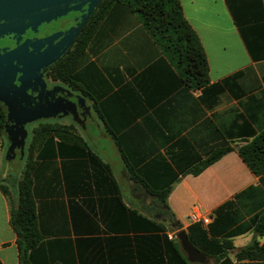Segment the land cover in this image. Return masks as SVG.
Segmentation results:
<instances>
[{"label":"crops","instance_id":"0c3cea01","mask_svg":"<svg viewBox=\"0 0 264 264\" xmlns=\"http://www.w3.org/2000/svg\"><path fill=\"white\" fill-rule=\"evenodd\" d=\"M178 1L206 61L202 86L185 53L159 48L121 6L86 48L75 87L55 81L46 90L40 76L42 99L30 96L38 103L29 98L26 110L48 115L26 123V157L37 123L71 126L80 141L48 139L34 152L33 197L43 237L30 253L33 262L168 264L163 238L174 241L179 231L187 235L199 225L206 240L231 241L234 263L242 248L235 242L253 234L264 212V177L250 172L236 148L264 130V0ZM9 144L0 146V159ZM222 145L232 151L196 176L187 173ZM23 170L10 180L7 196L0 191L1 264H19L9 218ZM148 189H170L168 212ZM195 209L201 220L193 223ZM128 210L164 230L153 231ZM200 253L204 264H216Z\"/></svg>","mask_w":264,"mask_h":264},{"label":"trees","instance_id":"16d2710c","mask_svg":"<svg viewBox=\"0 0 264 264\" xmlns=\"http://www.w3.org/2000/svg\"><path fill=\"white\" fill-rule=\"evenodd\" d=\"M118 6L126 8L137 16L150 38L159 48L172 53H185L191 60V71L196 76L198 86L207 82V65L203 52L194 32L183 18L178 0H100L80 28L70 48L49 66L46 71L48 78L54 82L66 84L70 88L75 87L73 86L75 71L85 56L86 48L103 25L105 17ZM5 125L6 111L0 103V146L5 141ZM53 138L68 142L71 138H75L80 141L74 133V129L68 125L50 122L37 123L30 132L27 157L25 154L24 158V170L15 185L16 202L10 210L9 218L10 227L16 236L19 264H37L32 261L30 253L41 243L43 235L39 228L33 197L32 174L36 166L33 155L42 143ZM231 151L232 148L229 146L217 147L207 155L204 161L192 167L187 173L196 176ZM236 152L253 175L264 177V130L250 141L238 146ZM103 167L108 170L107 165H103ZM0 191L7 196L6 186L0 185ZM169 191L170 189L165 192L148 189V194L153 196L158 204L168 212L166 198ZM224 208L216 210L215 217ZM122 210H124L123 207ZM127 212L129 216H134L137 220H142L151 226L153 231L164 230L162 225H156L134 211L128 210ZM176 228L179 229L180 226L176 224ZM186 232L191 245L214 259L216 264H264V242L260 243L259 241L264 238V212L258 216L253 225L254 239L250 244L236 251L233 256L234 263L228 257V250L233 249L228 238L208 241L206 240L207 233L199 225L189 226ZM208 233L213 232L210 229ZM163 241L168 264H188L176 238L174 241H169L167 237H164Z\"/></svg>","mask_w":264,"mask_h":264},{"label":"water","instance_id":"95a60500","mask_svg":"<svg viewBox=\"0 0 264 264\" xmlns=\"http://www.w3.org/2000/svg\"><path fill=\"white\" fill-rule=\"evenodd\" d=\"M63 0H0V39L9 36V33L15 32L26 21V15L35 13L53 4ZM100 0H87L88 9L85 15L82 16V20L73 28L68 29L62 33H55L43 39H35L33 41L24 40L22 44L21 36H14L15 45L17 46L13 50V57L15 55L24 63L23 85L20 88L9 87L8 82L10 77L8 71L2 67L0 62V101L4 97H11L13 103L18 111L12 112V118L7 119L5 131L10 141L12 151L14 148H19L23 145L24 130L23 125L30 121L39 119V117H46L47 112L40 113L37 107L33 109L25 110L23 103L25 101V90L31 89L33 86L38 85L40 81V75L38 71L44 67H47L57 61L60 56L71 45L80 28L93 12L94 8ZM51 14H54L53 11ZM18 37V38H15ZM38 43L37 48L32 44ZM32 48V52H29V48ZM7 51L4 49L0 53V58L4 57ZM10 53V52H9ZM26 56L28 61L26 62ZM27 75V76H26ZM9 79V80H8ZM26 84V86H25ZM26 94V105H29ZM35 100L41 101L40 93L37 92ZM24 122V124H22ZM9 123V125L7 124ZM14 147V148H13ZM176 238L179 241L181 250L186 255V259L191 264H204L206 258L200 252L193 248L190 244L186 233L182 230L176 234Z\"/></svg>","mask_w":264,"mask_h":264},{"label":"rangeland","instance_id":"374dc122","mask_svg":"<svg viewBox=\"0 0 264 264\" xmlns=\"http://www.w3.org/2000/svg\"><path fill=\"white\" fill-rule=\"evenodd\" d=\"M86 1L87 0H63V1L53 4V6H49L48 8H44L40 11H36L35 13L26 15V21L24 22V24L21 27H19L15 32L9 33V36H6L5 38L0 39V45H6L9 43V41H13L15 45V41L13 39H14V36H17V35L21 36V41L25 35H26V40L28 41L39 39L38 37L40 35L39 30L42 29V27H48L52 29L53 26L58 25L62 21L68 25V29L73 28L82 20V16L85 15V13L87 12L88 3H86ZM52 11L54 14H51ZM59 33H62V32H59ZM15 38H18V37H15ZM32 45L33 47L37 48L38 43L35 42ZM4 49L7 52L5 53L4 57L0 58V62L2 64V67L5 68L6 72L8 71V74L10 73L8 75L10 77V80L8 79L9 80L8 86L9 87L12 86L14 88H20L23 85L24 83L23 80L25 78L24 63L16 55L15 57L12 56L13 55L12 52L15 48L12 50H8L7 48H4ZM4 49H1L0 53ZM28 50L29 52H32L31 47ZM28 60L29 59L26 56V62ZM45 68L46 67L42 69H45ZM42 69H40L37 72L38 75L40 74ZM24 94H25V101L22 106L26 110V90ZM27 97H28L27 99L30 98V96L28 95ZM0 103L3 105L4 109L6 110L7 119L8 117L12 118V112L16 111L17 108L13 107L15 105L11 97H8V96L4 97L0 101ZM7 124L9 125V123ZM22 124H24V122ZM22 128L25 134L24 139H23V145L19 146V148L13 147L14 149L10 151L11 146L9 144L4 157L0 159V173L3 170H5L6 172L5 173L6 176L0 177V185L6 186L9 191L12 190L10 187L11 185L10 180L12 179L13 176L18 177L20 171L24 168L23 158L25 157V154H26V134L29 135V131L26 129V124L23 125ZM4 135H5V141L7 143L9 139H8L5 129H4ZM7 170L11 171L10 175L9 173H7ZM253 239H254V235L251 234L245 238H241L237 240L235 242V245L237 247H244L250 244ZM263 240L264 238L259 239L260 242Z\"/></svg>","mask_w":264,"mask_h":264},{"label":"flooded vegetation","instance_id":"af4514ba","mask_svg":"<svg viewBox=\"0 0 264 264\" xmlns=\"http://www.w3.org/2000/svg\"><path fill=\"white\" fill-rule=\"evenodd\" d=\"M67 29H68V25L65 22L62 21L58 25L53 26L52 29H50L48 27H42V29L39 30L40 31L39 32L40 35L38 37H39V39H43L45 37H48V36L52 35V33L54 34V33L67 31ZM24 39L26 40V35L23 37V39L21 41V44L24 41ZM16 47L17 46L14 45L13 41H9V43L6 44V45H0V50L4 49V48H7L8 50H12V49H14ZM48 68H49V66L46 67L45 69H42L40 74H39L42 77L43 82L46 84V88H45L46 90L53 89V87L55 85L54 81L47 77L46 71H47ZM39 90H40V86L39 85H35L31 89L26 90V94L28 96H36L37 92ZM30 102L33 103V104H37L38 103V101H34L31 97H30Z\"/></svg>","mask_w":264,"mask_h":264},{"label":"built area","instance_id":"2783aa9c","mask_svg":"<svg viewBox=\"0 0 264 264\" xmlns=\"http://www.w3.org/2000/svg\"><path fill=\"white\" fill-rule=\"evenodd\" d=\"M191 222L195 223L201 220L200 216L198 215V211L195 209L191 215L189 216Z\"/></svg>","mask_w":264,"mask_h":264}]
</instances>
